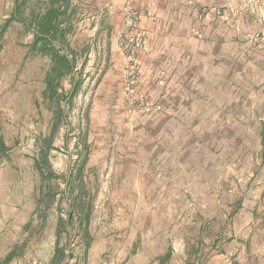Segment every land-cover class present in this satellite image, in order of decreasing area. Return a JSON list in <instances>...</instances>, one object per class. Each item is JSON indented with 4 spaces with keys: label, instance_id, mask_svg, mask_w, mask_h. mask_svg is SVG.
Returning <instances> with one entry per match:
<instances>
[{
    "label": "crops",
    "instance_id": "crops-1",
    "mask_svg": "<svg viewBox=\"0 0 264 264\" xmlns=\"http://www.w3.org/2000/svg\"><path fill=\"white\" fill-rule=\"evenodd\" d=\"M71 3L78 12L83 10L78 0ZM88 4L87 25L92 31L87 57L102 50L97 53L101 62L92 65H100L102 71L97 90L105 100L116 99L106 107L129 114L128 101L145 96L153 103L151 114L157 120L149 124L150 134L138 123L136 138L125 139L133 149L124 154L118 192L133 198L120 201L119 232L114 235L126 242L123 264H169V259L182 264L175 255L181 252L188 264H264V182L257 191L254 183L248 185L253 195L249 193L244 210L232 220L227 238L205 237L206 216L199 209L187 211L191 203L183 200L205 185L200 178L205 157L196 149L185 154L169 149L187 137L216 143L218 139L220 144L224 130L248 131L264 144V0H88ZM200 5L211 9L202 20L197 19ZM126 7L139 13L149 39L147 49L136 55L140 74L134 86L126 80L127 60L117 44L119 32L127 28ZM213 9H220V16ZM71 47L75 50L72 40ZM76 73L80 74L79 66ZM240 98L249 104L243 105ZM155 125L158 134L153 132ZM257 155L264 157L253 151L247 158L253 161ZM129 162L136 166L131 168ZM169 193L184 197L160 200L159 194ZM192 226L198 227L193 235L187 232Z\"/></svg>",
    "mask_w": 264,
    "mask_h": 264
},
{
    "label": "rangeland",
    "instance_id": "rangeland-1",
    "mask_svg": "<svg viewBox=\"0 0 264 264\" xmlns=\"http://www.w3.org/2000/svg\"><path fill=\"white\" fill-rule=\"evenodd\" d=\"M78 2L82 5L80 7L83 12H78L81 22L75 25L71 40L76 50L80 75L84 74L85 77H82L83 84L79 94L70 107L65 109L66 122L56 134L49 164L57 175H66L75 165L79 151L75 146L78 137L82 138L81 142L85 140L89 155L87 182L94 204L89 228L93 241L87 253H84V246L80 244L79 238L72 237L74 230H71L72 236L67 241L64 240L66 236L62 235L59 246H65L66 257L60 264H123V246L126 242L114 235L119 232L120 201L122 198H133V195L118 192L124 179V172L121 170L125 166L124 154L133 149V145L126 141L136 138L138 130L135 127L138 123L144 124L148 128L146 132L150 134L149 124L157 120L154 118L155 114H151L154 105L149 99L139 110L134 109L135 99L128 101L129 114L114 112L106 107L113 105L116 99L105 100L99 89L97 90L102 71L100 72V65L95 68L92 65L101 62L102 55L98 56L97 53L102 50H94L96 54L91 53L88 60L87 43L92 31L87 25L91 23V17L87 18L86 15L89 4L88 0ZM11 9L12 0H0V25L7 19ZM31 40V34L25 33L16 23L11 24L0 38V136L9 149L5 158L0 161V264L8 250L13 247L19 248V255L11 264H50L55 247V224L58 217L56 208L53 206L48 211L41 229L36 216H32L37 198L46 189L41 185L33 168V157L37 152L34 140L39 135L48 134L50 114L41 104L40 97L49 61L46 58L24 55L26 45ZM262 44L264 47V40ZM64 85L68 89L66 81ZM240 102L243 105L249 104L247 99L240 98ZM37 104H40V113L36 109ZM153 132H160L156 125ZM165 132L164 129L162 136H165ZM198 132L192 131L196 134ZM179 134L182 137V131ZM222 135L223 141L220 144L218 139L216 143L214 139L204 142L187 137L181 138L179 145L175 143L169 147L174 151L181 149L183 154L187 149H196L205 157V164L202 166L205 174L200 177L205 185H201V192L185 194L183 199L184 202L191 203L187 211L199 209L206 216L202 230L205 237L217 235L227 238L232 229V220L238 211L244 210V204L248 200V185L254 183L257 191L264 182V157L257 155L253 161L247 158V153L252 154L253 151L264 153L262 141L258 142L253 139L255 136L242 130H224ZM248 135L252 138L248 139ZM83 153L84 149L80 154ZM81 161L82 158L78 164ZM129 164L131 168L136 166L134 162ZM149 181L153 182L155 179L149 178ZM58 182L59 186L56 187L60 194L64 190V184L61 180ZM177 182L179 185L182 178ZM54 185L51 183L50 187H55ZM172 194L158 196L164 202L170 197L177 200L184 197L182 194ZM252 195L251 192L250 196ZM151 196L145 194L146 198ZM65 207V202H62L60 208L64 210ZM29 220H32V226L23 229ZM194 227L196 226H192L187 232L192 235L196 233L198 227ZM172 244L176 245L175 242ZM180 244L183 245L182 242ZM193 250L190 248L191 253ZM175 255L181 258L182 264L189 263L182 252ZM177 262L179 263L178 260L174 263ZM174 263H170L169 259V264Z\"/></svg>",
    "mask_w": 264,
    "mask_h": 264
},
{
    "label": "trees",
    "instance_id": "trees-1",
    "mask_svg": "<svg viewBox=\"0 0 264 264\" xmlns=\"http://www.w3.org/2000/svg\"><path fill=\"white\" fill-rule=\"evenodd\" d=\"M77 7L71 0H12V9L0 25V38L13 23L19 24L25 33L31 34L32 40L26 45V57L46 58L49 61L44 76V89L41 92V104L50 114L48 134L39 135L34 140L36 153L33 157V168L38 174L39 181L46 189L36 200L32 216H36L40 229L44 226L48 211L56 205L58 217L55 224V247L50 264H60L65 256V246H59L60 238L65 235V241L72 236L79 238L84 246V253L90 248L93 241L90 234V222L94 209L93 194L88 188L86 178L89 155L85 140L78 137L75 144L79 150L76 154L74 166L66 175H57L50 167V152L54 150L53 144L60 127L66 122L65 109L72 104L73 99L79 94L83 79L76 73V51L71 47V37L74 33L76 22L79 20ZM68 83V89L64 82ZM40 104L36 105L39 111ZM81 142V143H79ZM84 149L85 153L80 154ZM9 149L0 136V161L5 158ZM80 158L82 161L79 163ZM59 180L64 184L60 192ZM55 187H50V184ZM65 202V209L60 205ZM64 213V216L63 214ZM29 220L24 228H30ZM19 255V248L13 247L1 264H9ZM71 256V255H69ZM68 256V257H69ZM169 254L165 255V259Z\"/></svg>",
    "mask_w": 264,
    "mask_h": 264
},
{
    "label": "built area",
    "instance_id": "built-area-1",
    "mask_svg": "<svg viewBox=\"0 0 264 264\" xmlns=\"http://www.w3.org/2000/svg\"><path fill=\"white\" fill-rule=\"evenodd\" d=\"M106 10L113 11L110 5L105 6ZM197 19L202 20L210 12V8L204 5L197 7ZM124 17L127 20V28L119 32L117 36L118 47L126 58L125 77L130 86H134L139 77V65L136 62V55L140 51H145L148 47V34L141 26L139 13L132 8L123 9ZM215 15L220 16V9H213ZM145 96H139L135 99L134 109L139 110L146 102Z\"/></svg>",
    "mask_w": 264,
    "mask_h": 264
}]
</instances>
